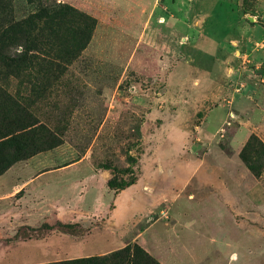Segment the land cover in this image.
<instances>
[{
    "label": "rangeland",
    "instance_id": "374dc122",
    "mask_svg": "<svg viewBox=\"0 0 264 264\" xmlns=\"http://www.w3.org/2000/svg\"><path fill=\"white\" fill-rule=\"evenodd\" d=\"M211 1L194 0L186 10L202 11ZM253 2L238 11H248ZM135 5L133 0H0V90L39 127L19 152L8 145L0 152V166L7 167L0 174V264L101 257L135 244L153 260L147 264H162L163 241L156 238L171 226L172 208L187 201L195 206L201 195L206 205L217 192L211 181L221 176L242 180L235 193L250 186L263 192L264 174L254 177L243 163L251 183L233 165L213 172L217 167L211 163L229 152L235 128L225 129L229 121L210 139L199 129L224 95L211 87L215 67L242 68L243 58L228 64L217 55L209 59L212 50L207 55L194 45L192 17L186 33L170 35L166 20H160L168 10L161 7L162 16L153 20L154 12L143 18ZM63 7L71 8L72 17L44 20L50 9ZM11 28L22 31L15 40ZM84 35L90 38L78 49ZM181 47L189 53L188 64ZM233 110H225L230 121ZM128 167L132 172L123 173ZM131 177L133 184L124 190L106 186L109 179ZM44 224L49 228H41ZM150 224L140 237L142 247L139 233ZM232 233L242 255L227 261L237 257L258 264L263 233L255 230L246 238L242 231ZM224 259L213 253L204 264Z\"/></svg>",
    "mask_w": 264,
    "mask_h": 264
},
{
    "label": "crops",
    "instance_id": "0c3cea01",
    "mask_svg": "<svg viewBox=\"0 0 264 264\" xmlns=\"http://www.w3.org/2000/svg\"><path fill=\"white\" fill-rule=\"evenodd\" d=\"M133 1L143 18L147 17L146 11L154 12L155 20V17L162 16L161 7L168 10L170 15H163L160 20H166V31L170 35L186 33L187 19L192 17L191 25L196 30L194 45H199L207 55L212 50L214 53L209 55V59L217 55V60L221 59L222 64H228L235 63L238 56L245 61L242 68H236V65L215 67L217 75L211 77V87L221 88L224 95L218 105L203 117L199 129L210 139L221 130L228 131L235 127L228 138L231 153L221 155L223 159L211 164L212 168L217 167V171H213L216 174L233 165L240 171L243 170L247 176L238 153L251 134L257 135L264 142V0H254L245 12L238 11L237 7L241 9L246 6L248 0H233V6H230L229 0H212L210 7L193 14L186 9L192 8L191 2L194 0ZM174 25L178 32L171 28ZM165 38L168 39L167 42L170 39ZM183 45L190 46L188 43ZM181 53L186 54L184 64H188L189 53L182 52V47ZM231 81L235 83H230ZM218 107L224 111L221 112ZM226 107L234 109L229 112L234 121L228 118ZM225 122L227 125L224 129L222 126ZM249 179L247 176V180ZM238 182L242 180L234 175L230 178H215L211 183L217 192L210 194L206 205L202 202L205 195H201L197 197L195 206L187 201L185 205L172 208L171 226L164 228L162 238H156V242L163 241L164 257L159 259L162 264H204L205 258L213 253L227 257L225 262L218 264H243V260L237 257L235 261H227L232 254L242 255L241 242L232 233L235 230L242 231L244 238L255 230L263 233V255L255 260L258 264H264V178L263 192L260 193L253 192L252 186L247 191L235 193L234 189L241 188L236 187ZM249 182L251 183L250 180ZM151 226L152 224L144 228L139 233V238ZM141 238L138 243L143 247ZM145 249L148 250L146 247Z\"/></svg>",
    "mask_w": 264,
    "mask_h": 264
},
{
    "label": "trees",
    "instance_id": "16d2710c",
    "mask_svg": "<svg viewBox=\"0 0 264 264\" xmlns=\"http://www.w3.org/2000/svg\"><path fill=\"white\" fill-rule=\"evenodd\" d=\"M71 8L63 7L61 9H50V11L44 14V20L70 18ZM18 25V24H17ZM32 27V26H31ZM28 28L29 25H28ZM31 30V28H30ZM7 33V31L5 32ZM11 40L16 39V35L21 34V30H12L11 28ZM90 36L84 35V41L78 49L84 47L85 43L88 42ZM20 58H22L19 55ZM51 64V63H50ZM0 98H3V102L0 105V110L2 115L0 116V152H3L6 145L8 148L13 149V152H19L22 143H26L29 139L37 136L39 127L32 126L34 123L31 122V117L25 112V109L11 99L10 96L5 92L0 90ZM9 102L11 105L6 106L5 104ZM11 114L7 116V114ZM16 144L18 146L16 147ZM239 159L244 164L246 169L256 178L261 177L264 174V142H262L257 136L251 135L242 149L239 151ZM6 166H0V174L6 170ZM130 167L123 170V173H131ZM134 182V178L129 180H120L112 178L106 182V186L111 190H124L131 186ZM63 228H70L69 224L60 225ZM41 228H49L48 225L44 224ZM144 258V264H147L146 259L151 261L152 259L139 248L137 244L133 246H125L122 249L113 251L101 257H85L77 258L67 261L52 262L46 264H140ZM153 261V260H152Z\"/></svg>",
    "mask_w": 264,
    "mask_h": 264
},
{
    "label": "built area",
    "instance_id": "2783aa9c",
    "mask_svg": "<svg viewBox=\"0 0 264 264\" xmlns=\"http://www.w3.org/2000/svg\"><path fill=\"white\" fill-rule=\"evenodd\" d=\"M230 115V114H229Z\"/></svg>",
    "mask_w": 264,
    "mask_h": 264
}]
</instances>
